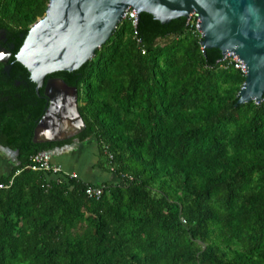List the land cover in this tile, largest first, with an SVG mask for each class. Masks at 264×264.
Segmentation results:
<instances>
[{"label": "trees", "instance_id": "1", "mask_svg": "<svg viewBox=\"0 0 264 264\" xmlns=\"http://www.w3.org/2000/svg\"><path fill=\"white\" fill-rule=\"evenodd\" d=\"M48 2L0 0V147L19 162L0 177V264H264V96L237 104L245 75L202 50L194 24L141 13L78 70L46 76L77 89L84 127L35 143L47 103L15 55ZM89 138L114 182L27 167Z\"/></svg>", "mask_w": 264, "mask_h": 264}, {"label": "water", "instance_id": "2", "mask_svg": "<svg viewBox=\"0 0 264 264\" xmlns=\"http://www.w3.org/2000/svg\"><path fill=\"white\" fill-rule=\"evenodd\" d=\"M148 13L160 23L195 14L201 48L232 53L243 62L245 81L237 104H259L264 96V0H49L42 18L34 23L15 59L36 84L47 105L37 123L33 142L62 141L80 133L84 122L78 111L77 89L47 75L78 70L91 60L117 29L127 9ZM6 64L10 52L0 51ZM222 58V60H223ZM5 66L3 72H8ZM77 132L65 135L66 130Z\"/></svg>", "mask_w": 264, "mask_h": 264}, {"label": "crops", "instance_id": "3", "mask_svg": "<svg viewBox=\"0 0 264 264\" xmlns=\"http://www.w3.org/2000/svg\"><path fill=\"white\" fill-rule=\"evenodd\" d=\"M50 154L54 165L75 174L85 183L103 184L115 181V176L99 165L98 144L94 138L84 142L74 141ZM18 166L17 152L0 147V177L11 176Z\"/></svg>", "mask_w": 264, "mask_h": 264}, {"label": "built area", "instance_id": "4", "mask_svg": "<svg viewBox=\"0 0 264 264\" xmlns=\"http://www.w3.org/2000/svg\"><path fill=\"white\" fill-rule=\"evenodd\" d=\"M127 19L131 21L132 26L135 27V12L130 10L129 8L125 11V14L122 18V20ZM188 23L191 25L194 24L196 31L200 34V32L197 30V23H198V18L195 14H190L187 17ZM201 38V34H200ZM221 61H227L229 63H233L235 68L239 69L244 75L245 69H243L244 63L236 61L235 57L232 55V53H227L224 55L223 60ZM109 158L111 159L112 156L109 155ZM29 169L35 172H43L46 175H50L53 177L57 178H62V179H80L77 177L75 174L68 173L64 170H62L59 166L54 165L51 160V154L46 152V151H40L30 157V163L27 166ZM132 180V179H130ZM11 185V182L9 181L8 185L5 186L4 184L0 183V189L6 188ZM103 186L100 187H94V186H89L85 189V194L88 197H93L95 199H98L102 193H103Z\"/></svg>", "mask_w": 264, "mask_h": 264}, {"label": "flooded vegetation", "instance_id": "5", "mask_svg": "<svg viewBox=\"0 0 264 264\" xmlns=\"http://www.w3.org/2000/svg\"><path fill=\"white\" fill-rule=\"evenodd\" d=\"M2 49H4V48H0V51H1ZM0 57L3 58L4 55H1ZM75 132H77L75 128H73V129L70 128L69 130H66L65 135L69 136L70 134H73V133H75Z\"/></svg>", "mask_w": 264, "mask_h": 264}, {"label": "bare ground", "instance_id": "6", "mask_svg": "<svg viewBox=\"0 0 264 264\" xmlns=\"http://www.w3.org/2000/svg\"><path fill=\"white\" fill-rule=\"evenodd\" d=\"M106 188L104 187L103 191L105 190ZM202 249H204L203 245H200Z\"/></svg>", "mask_w": 264, "mask_h": 264}]
</instances>
